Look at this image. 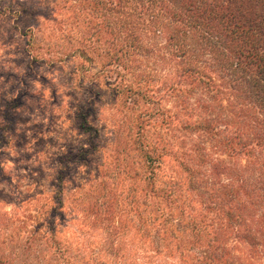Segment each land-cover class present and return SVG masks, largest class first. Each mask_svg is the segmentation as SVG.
I'll list each match as a JSON object with an SVG mask.
<instances>
[{"label":"trees","instance_id":"trees-1","mask_svg":"<svg viewBox=\"0 0 264 264\" xmlns=\"http://www.w3.org/2000/svg\"><path fill=\"white\" fill-rule=\"evenodd\" d=\"M49 10L59 46L99 64L120 95L97 180L77 198L104 234L105 264H136L129 256L149 239V258L264 264V0H54ZM56 205L42 216L50 236L22 226L25 242L14 216H0V264H13L16 245L41 264L36 239L51 242L52 263L85 264L53 236Z\"/></svg>","mask_w":264,"mask_h":264},{"label":"rangeland","instance_id":"rangeland-1","mask_svg":"<svg viewBox=\"0 0 264 264\" xmlns=\"http://www.w3.org/2000/svg\"><path fill=\"white\" fill-rule=\"evenodd\" d=\"M52 2L0 0V216H14L17 242H25L22 226L32 232L39 226V237H48L42 216L60 197L59 215L51 221L55 240L69 254L85 253L80 256L85 264H105L110 256L104 234L79 216L77 198L97 180L120 95L99 64L88 65L59 46L63 34L49 10ZM149 233L152 238L153 230ZM35 243L41 264H57L50 241ZM14 247L19 253L13 264H38ZM112 249L126 254L121 246ZM140 249H133L128 263L138 257L136 264H179L176 258H149L150 251L143 258Z\"/></svg>","mask_w":264,"mask_h":264}]
</instances>
